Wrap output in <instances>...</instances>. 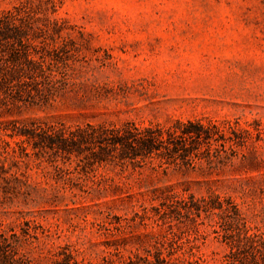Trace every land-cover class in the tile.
<instances>
[{
    "label": "rangeland",
    "instance_id": "1",
    "mask_svg": "<svg viewBox=\"0 0 264 264\" xmlns=\"http://www.w3.org/2000/svg\"><path fill=\"white\" fill-rule=\"evenodd\" d=\"M9 10L30 43L0 44V264H148L171 230L192 264H232L216 214L155 222L175 195L229 198L264 235V0Z\"/></svg>",
    "mask_w": 264,
    "mask_h": 264
},
{
    "label": "trees",
    "instance_id": "2",
    "mask_svg": "<svg viewBox=\"0 0 264 264\" xmlns=\"http://www.w3.org/2000/svg\"><path fill=\"white\" fill-rule=\"evenodd\" d=\"M15 15L9 10L0 18V44L9 46L13 42L25 46L29 44V36L25 30L14 27ZM154 137L141 140L143 145H147L148 152L153 149ZM189 199V204L187 203ZM184 204L183 206L180 204ZM179 207L187 213L189 217H199L201 213L206 216L216 214L219 218L213 232L222 238L230 249L228 254L232 264H264V235L254 230L239 212L236 204L229 198H220L218 195L209 198H196L193 195L170 196L160 202V209L156 210L158 215L156 223L160 221L167 224L171 229L170 213L178 211ZM196 220V219H193ZM181 238L177 237L174 231L159 233L157 235V245L155 247L154 261L145 258L148 264H192V257H196L194 251L184 249L177 254L178 248L183 246ZM10 234L0 225V257L8 259L10 256ZM164 250L166 251L164 254Z\"/></svg>",
    "mask_w": 264,
    "mask_h": 264
}]
</instances>
